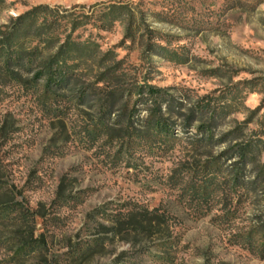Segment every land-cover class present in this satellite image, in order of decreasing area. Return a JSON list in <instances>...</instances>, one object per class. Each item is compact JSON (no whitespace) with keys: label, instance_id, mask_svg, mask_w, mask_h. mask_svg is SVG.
<instances>
[{"label":"rangeland","instance_id":"rangeland-1","mask_svg":"<svg viewBox=\"0 0 264 264\" xmlns=\"http://www.w3.org/2000/svg\"><path fill=\"white\" fill-rule=\"evenodd\" d=\"M38 5L99 63L0 72V264H264V0H0V26Z\"/></svg>","mask_w":264,"mask_h":264},{"label":"trees","instance_id":"trees-1","mask_svg":"<svg viewBox=\"0 0 264 264\" xmlns=\"http://www.w3.org/2000/svg\"><path fill=\"white\" fill-rule=\"evenodd\" d=\"M47 11V5H38L17 16L12 24L0 26V72H5L11 78L19 80L21 70L27 73L34 71L35 81L44 80L51 87L65 88L73 81L74 72L80 65L88 62L99 63L97 51L93 46L73 39L71 34L58 45V37L49 34L51 25L48 24ZM73 15H66V17ZM69 20L72 24V32L83 24L80 19ZM104 20L103 22L109 20L108 15L104 17ZM52 48L55 50L52 51ZM137 94L143 104L149 108L150 106L156 107L151 110L146 119L147 128L152 126L158 133H171L172 124H169L168 119L164 117L166 109L161 107L167 102L163 89L154 85H145L137 90ZM90 96V92L84 91L79 93L77 100L85 104ZM113 102L114 97L109 95L106 101L100 104L106 118H109L113 110ZM211 110L208 109V112ZM100 126L102 129V125ZM211 131L208 129L204 132L211 135ZM254 151L252 143V145L241 148L236 154L241 157L242 161H248L254 158ZM261 228L262 243L259 249L264 252V225Z\"/></svg>","mask_w":264,"mask_h":264}]
</instances>
